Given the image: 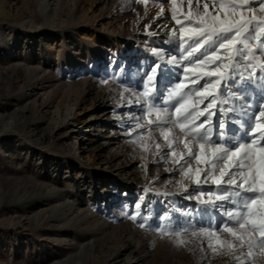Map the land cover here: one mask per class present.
Segmentation results:
<instances>
[{
    "label": "rangeland",
    "instance_id": "rangeland-1",
    "mask_svg": "<svg viewBox=\"0 0 264 264\" xmlns=\"http://www.w3.org/2000/svg\"><path fill=\"white\" fill-rule=\"evenodd\" d=\"M42 1L0 0V264H238L216 243L217 237L209 239L205 234L216 231L220 240L230 241L221 229L229 222L225 212L236 210V206L230 200H216L215 205L201 203L209 199L208 193L224 195L232 190L230 186L218 188L211 182L196 185L195 170L205 165L195 160L188 161L192 172L182 175L187 164L174 160H179L183 145L166 147L157 125L151 126V134L146 129L134 131L137 119L145 123L146 90L155 87L156 94H162L156 102L172 112L176 100L169 105L163 100L176 85L186 84L183 92L189 103L203 109L209 101H198L195 93L205 82L217 78L199 79V74L224 71L211 60L197 64L203 60L205 49L201 48L183 59L179 68L177 63L168 67L163 81L168 79L169 83L164 88L158 75L154 85L148 84L151 73L135 84L129 80L132 67L128 59L138 56L139 47L146 52L173 44L183 58L189 46H194L192 39L181 35L182 26L188 27L187 0L175 2L181 24L173 19L172 0H49L46 18L54 27L48 30L42 28L46 21L41 16ZM205 3L209 14L217 13L213 0H200L199 9L197 0H192L191 15L203 13ZM72 6L75 12L70 11ZM252 6L259 7L258 3ZM166 20L178 37L157 36L156 30ZM88 54L91 59L86 58ZM206 54L211 56V49ZM256 56L264 58V53L257 50ZM35 57L45 64V90L40 95H21L29 76L20 73L11 77L4 72L16 67V63L10 66L12 59L31 61ZM240 72L247 77L251 69L242 67ZM262 74L257 69L251 81H242L239 73H233L220 85L217 100L223 103L212 109L216 112L213 141L227 143L216 136L217 118L243 136L235 122L244 119L241 105L252 109L264 106V88L258 87ZM34 99L45 102L44 107L34 111ZM76 99L82 100L86 116H99L108 109L122 118L128 113L131 119L127 122L129 131L119 128L118 123L113 126L117 139L110 147H101L106 131L97 133L99 139L92 148L98 150L93 155H99L93 162L75 154V138L65 136L69 126H63L61 134L56 131L64 124L66 108ZM230 108L234 111H228ZM232 135L226 130V136ZM173 151L175 156L170 155ZM106 158L110 168L118 167L132 180L130 190L119 189L111 175L95 185L98 167L106 166L99 159ZM200 178L204 179L203 171ZM93 191L107 192L106 201L93 196ZM141 223L146 226L140 227ZM210 243L217 248L215 254ZM233 251L239 264L253 260L254 264H264L257 253L247 256Z\"/></svg>",
    "mask_w": 264,
    "mask_h": 264
},
{
    "label": "snow or ice",
    "instance_id": "snow-or-ice-1",
    "mask_svg": "<svg viewBox=\"0 0 264 264\" xmlns=\"http://www.w3.org/2000/svg\"><path fill=\"white\" fill-rule=\"evenodd\" d=\"M175 2L176 0H172V16L178 24H181V20L176 17ZM187 2L189 15L185 16V20L188 21V27L182 26L181 35H187L188 39H192L194 46H189L190 50H187L183 59L191 58L194 53L204 48L203 60H198L196 63L203 64L204 60H211L213 63H218L224 71L199 74V79L204 76L217 78L205 82L201 85V90L195 93L198 101H209L203 109L195 102L189 103L186 93L183 92V89L188 87L186 84L176 85L168 91L167 100H163L165 105L176 100L172 112H169L167 106L161 107L160 103L156 102L162 94H156L155 87L146 90L143 93L146 104L143 109L145 123H140L137 119L134 131L146 129L151 134V126L157 125L159 135L163 138L166 147L172 149L174 144L183 145L184 151L179 154V160H174L175 163L183 161L187 164L182 175L187 176L192 172V165L188 161L195 160L198 165L201 163L205 165L203 169L197 167L195 170L196 185L211 182L218 188L221 185L230 186L232 190H226L224 195L208 193L209 199L202 200L201 203L215 205L216 200H230L236 206V210L225 212L229 222L223 223L221 229L227 237H230V241L220 240L216 231H206L205 234L209 239L217 237L216 243L226 254H232L233 259L239 264V257L235 255L234 249L247 256H253V250L256 249L258 255L264 256V106L252 109L251 106L241 105L240 111L244 119L235 123L243 130L242 137L236 135L235 128L225 125L217 118L216 136L218 140H226V144L212 140L211 118L216 115L212 110L213 106L223 103V101L218 102L217 96L220 85L227 78L232 77L233 73H239L242 81H251L257 69L264 73V58L256 56L257 50L264 53V0H213L214 9H218L215 15L207 12L208 5L205 3L204 12L197 11L195 16L191 15L192 0ZM253 3H258L259 7H253ZM199 6L200 0H197V9ZM257 12L260 13L259 16ZM162 13L163 9H161ZM208 49H211V56L206 54ZM221 51L225 55H217ZM153 54L163 59L161 53L155 49ZM240 61L246 63L242 65ZM167 63H177V61L173 57L163 65L156 64L149 68L151 72V75L147 76L149 85L155 84L157 75L163 81L166 73L170 71ZM242 67L251 69L247 77L240 72ZM187 71L186 68L185 72ZM258 79L261 82L258 87L264 88V74ZM233 83L237 82L233 80ZM209 89L213 90L209 91ZM228 111L234 109L230 108ZM221 114H223L222 109ZM201 117L204 119L201 120ZM165 124L168 127H162ZM226 130L233 132V135L226 136ZM248 137L251 139L247 142H237ZM155 147L159 149L160 145L156 144ZM170 155L175 156V151ZM201 171L204 173L203 180L200 178ZM203 195L204 193H201V196ZM135 207L139 209L140 205L137 204ZM131 218L136 219V216ZM145 226V223L140 224L142 228ZM160 230L164 232V229ZM179 242L183 243V241ZM208 246L214 254L217 252V248L212 243ZM249 264H254V260Z\"/></svg>",
    "mask_w": 264,
    "mask_h": 264
},
{
    "label": "bare ground",
    "instance_id": "bare-ground-1",
    "mask_svg": "<svg viewBox=\"0 0 264 264\" xmlns=\"http://www.w3.org/2000/svg\"><path fill=\"white\" fill-rule=\"evenodd\" d=\"M49 7H50L49 0L42 1V3H41V16L44 20H46L45 23H43L42 28H46V30L54 27V24L52 23V21L49 22L46 18ZM70 11L75 12V6H72ZM164 22H165L164 25L160 26L156 30L157 36L160 38L168 37V36L178 37V34H176L174 32V27L172 26L171 22H169L168 20H166ZM94 23L96 25L95 27H97L99 25V22L97 20H95ZM100 25L102 27L101 29L104 30L105 27L103 25V22H101ZM153 50H154V48H148L147 51L144 52L143 48L139 47L138 51H137L138 56H135V57L128 59L130 65L132 67V71H130L128 73V76H129V80L132 83L135 84V83L139 82L144 77V75L151 73L149 71V68L154 67V65H156L155 61H157V64L163 65L165 62L171 61L172 58L175 57V59L177 61V67L179 68L180 66H182L184 60H183L182 56L178 53V50H177L175 45H173V44H169L167 46L159 45V48L155 49L156 51L161 53L163 59H161L160 56L154 55ZM176 51H177V54H176ZM14 53H15V51H14ZM86 58L91 59L90 54H88ZM71 59L73 62L74 59L73 58H71ZM33 60L29 61V60H26L25 58H22V59H18V60L13 61V59H12L9 64H10V66H12L13 63H16V67L11 68L10 71L6 70L4 72L5 75L11 76V77L14 76L15 74L20 75V73L24 74L26 76H29L28 77L29 79L27 80V84L24 86V87H27V89L24 90L21 95H30V96H32V94L40 95V94H43L42 92L45 90L44 84H45V80L47 77L45 71H43V67H45V64L43 63V61H37L36 57L33 58ZM53 61L54 60H52V62ZM47 64H48V67H51L50 64H52V63L48 62ZM175 65H176V63H167V67H171V66L173 67ZM86 68L88 69L89 67H86ZM32 73L36 75L35 77L33 76L34 78L30 77V74H32ZM168 83H169V81L167 79L166 81L165 80L162 81L160 84L162 85V87L163 86L166 87L168 85ZM44 94L49 95L48 92H46ZM49 96H51V95H49ZM81 103H82L81 99H76L72 104H70L66 108V113H65L66 118L63 122L64 124L59 125L56 131L58 134H61L62 127L63 126H69L70 131L68 133H66L65 136H67L68 139L69 138L70 139L75 138L74 147H73L75 154L80 156V157L85 158L87 161L93 162V161H95V157H97L99 155V153L93 155L97 149L92 148L94 141L99 139V135L97 133H99L100 130L106 131L104 133V135H102V138H104V140H102L103 144L101 145V147L102 146L110 147L112 144H115V142H116L115 139H117L116 135H115V133L117 132V129L113 128V126L117 125V123H118L119 128H123L124 130L129 131L130 124H127V122H129L131 119L128 116V113H124L123 118H122L118 113H115V111L112 112L108 109L105 111H102L101 114H99V116H92V115L86 116V114L84 113V110L82 109ZM44 105H45V102H42L40 104L37 99H34L32 102V108L34 111H37L39 107L43 108ZM211 119H212V121L214 120L213 117ZM79 123H82V125L79 126ZM100 156H101V153H100ZM99 160H100L99 162L101 164H104L106 166L104 168L98 167L99 165L97 166L98 167V174L94 178L95 185L99 184L101 182H105L106 178H109L108 176L111 175L112 176L111 180L118 186L119 189H123V188L125 189L126 187L129 190L131 189V181L132 180H130L128 178V176L127 177L125 176L126 173L123 174L124 171L123 172L119 171L117 169L118 167L117 168H110L108 166L109 162H108L107 158L106 159H99ZM123 177H125V178H123ZM225 179H227V177H225ZM123 180H124V182H123ZM91 186H92V184H91ZM91 193L93 194V196L97 195L98 198L100 199V201H106L107 196H108L106 194L107 192L105 193V191H102L99 193L96 191H93ZM253 252L257 253V250L254 249ZM260 258L264 263V256L260 255Z\"/></svg>",
    "mask_w": 264,
    "mask_h": 264
}]
</instances>
